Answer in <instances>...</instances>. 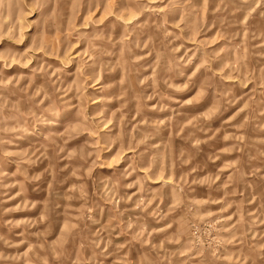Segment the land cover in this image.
Returning a JSON list of instances; mask_svg holds the SVG:
<instances>
[{
	"label": "rangeland",
	"instance_id": "obj_1",
	"mask_svg": "<svg viewBox=\"0 0 264 264\" xmlns=\"http://www.w3.org/2000/svg\"><path fill=\"white\" fill-rule=\"evenodd\" d=\"M0 264H264V0H0Z\"/></svg>",
	"mask_w": 264,
	"mask_h": 264
}]
</instances>
